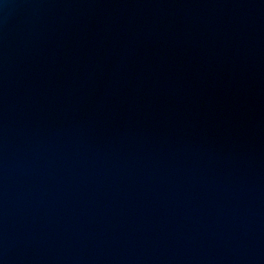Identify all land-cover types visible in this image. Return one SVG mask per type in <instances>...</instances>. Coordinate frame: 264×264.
<instances>
[{
    "label": "water",
    "instance_id": "water-1",
    "mask_svg": "<svg viewBox=\"0 0 264 264\" xmlns=\"http://www.w3.org/2000/svg\"><path fill=\"white\" fill-rule=\"evenodd\" d=\"M0 264H264V0H0Z\"/></svg>",
    "mask_w": 264,
    "mask_h": 264
}]
</instances>
